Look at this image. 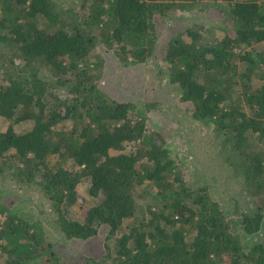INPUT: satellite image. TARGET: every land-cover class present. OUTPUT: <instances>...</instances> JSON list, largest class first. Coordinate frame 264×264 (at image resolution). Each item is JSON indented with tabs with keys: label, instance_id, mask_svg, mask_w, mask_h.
I'll return each instance as SVG.
<instances>
[{
	"label": "trees",
	"instance_id": "obj_1",
	"mask_svg": "<svg viewBox=\"0 0 264 264\" xmlns=\"http://www.w3.org/2000/svg\"><path fill=\"white\" fill-rule=\"evenodd\" d=\"M62 2L0 0V180L48 206L24 216L0 189V264H81L60 243L102 248L78 251L84 264H264V3ZM213 9L222 36H164L174 15ZM112 57L157 65L190 116L176 134L213 130L215 164L241 185L231 213L207 178L186 179L152 89L126 102L105 84ZM82 183L93 203L76 218Z\"/></svg>",
	"mask_w": 264,
	"mask_h": 264
},
{
	"label": "rangeland",
	"instance_id": "obj_2",
	"mask_svg": "<svg viewBox=\"0 0 264 264\" xmlns=\"http://www.w3.org/2000/svg\"><path fill=\"white\" fill-rule=\"evenodd\" d=\"M208 1L209 0H200L201 3ZM255 1L258 3H264V0ZM210 3L212 4V1H210ZM62 4L66 7L71 3L67 4V0H65V2H62ZM213 10L214 11L208 10V12L198 11L195 14H192L193 11H191L190 13H184L182 15L180 14V16L174 15L172 19H169L167 25H162V28L164 26V29L168 30L164 32V36H167V34L169 35L173 32L177 33L178 31L184 30L186 27L192 24H203L204 30H217V25L213 23L211 19L205 17L214 14L216 10ZM159 28H161V25ZM216 34L218 36H222V33L218 30L216 31ZM256 48L260 51H264V43L256 45ZM115 60L116 59L112 57V59L108 58L105 61V72L108 76L106 78L105 84L122 92V94L127 98L126 102L132 99H137L139 91H141L142 94H148L146 93V90L152 89L149 94H151L156 100H159V103L162 104L161 107H164L161 108L163 113H161V118L158 123L160 126H157V128H164L163 124H165V122L163 121L170 123L168 128V142L173 148V152L180 156L179 162L183 163V168H186L184 170V172L186 171V179L190 182V178L191 180L200 177L207 178L209 181L208 184H210V191H212L215 198H221L222 202L227 205L225 207L226 210L229 211L232 204V201L229 200L233 196L234 189H241V185H238L237 183L233 184L232 181L227 177L228 174L221 172L220 166L215 164L216 161L214 162L213 159L214 149L208 140V137H213V130L208 127L204 131V129L202 130V126L199 125L201 130H199L198 134L196 135H186L184 137L180 134H176L174 129L179 128L183 123H187L190 116L186 114V111L184 112L186 106L178 99L179 95L177 94L176 89L172 90L168 88V79L163 78L162 80L160 76H156L157 73L154 67L159 69L157 65L154 67L149 65L146 68H124L118 65V62ZM260 86L261 82H254L255 89L259 88ZM7 127L8 123L5 120L0 119V131L7 129ZM170 131L172 132L173 137H171ZM190 150L193 154L190 152ZM211 185L214 188H211ZM1 188L11 190L10 194H5L4 202L7 203L9 207L15 206L22 209L24 216L35 217L37 212L41 211V209L44 212L48 211V206L46 203L41 202V198L37 194H34L33 190H12L10 182L4 180H0V189ZM87 189L88 187L85 183H82L78 187V195L81 200V207L79 205L74 207V216L76 218L80 217V209L82 212H86L88 207L93 203ZM231 211H229V213H231ZM61 245L64 246L63 251L65 250L69 252V254H65L67 262L75 259V263L80 262L81 264H84V259L82 257L84 253L81 255H78L79 253H77L80 250L88 254H94L96 256L102 252L101 247H99L96 251H93V244L83 245L81 248H79L77 244L66 245L65 243H60V246Z\"/></svg>",
	"mask_w": 264,
	"mask_h": 264
}]
</instances>
